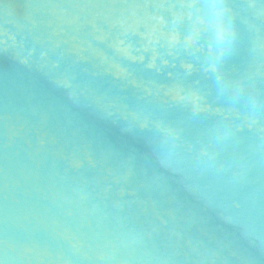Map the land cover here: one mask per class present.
<instances>
[{"label":"water","instance_id":"95a60500","mask_svg":"<svg viewBox=\"0 0 264 264\" xmlns=\"http://www.w3.org/2000/svg\"><path fill=\"white\" fill-rule=\"evenodd\" d=\"M205 2L0 0V264H264V0Z\"/></svg>","mask_w":264,"mask_h":264},{"label":"clouds","instance_id":"9594fccd","mask_svg":"<svg viewBox=\"0 0 264 264\" xmlns=\"http://www.w3.org/2000/svg\"><path fill=\"white\" fill-rule=\"evenodd\" d=\"M203 7L209 14L206 24L212 37L209 50L218 56L234 39V24L229 17L230 9L216 6L214 0H206ZM188 39H191V36Z\"/></svg>","mask_w":264,"mask_h":264},{"label":"snow or ice","instance_id":"6c2138e0","mask_svg":"<svg viewBox=\"0 0 264 264\" xmlns=\"http://www.w3.org/2000/svg\"><path fill=\"white\" fill-rule=\"evenodd\" d=\"M214 3L218 7H224V8L230 9L228 6V0H214Z\"/></svg>","mask_w":264,"mask_h":264}]
</instances>
